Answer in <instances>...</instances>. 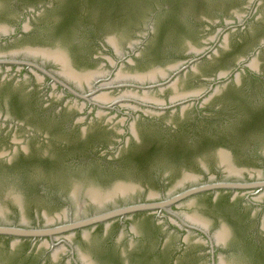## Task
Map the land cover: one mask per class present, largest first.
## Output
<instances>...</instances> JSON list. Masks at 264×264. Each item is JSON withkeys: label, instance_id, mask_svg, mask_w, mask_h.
I'll use <instances>...</instances> for the list:
<instances>
[{"label": "flooded vegetation", "instance_id": "af4514ba", "mask_svg": "<svg viewBox=\"0 0 264 264\" xmlns=\"http://www.w3.org/2000/svg\"><path fill=\"white\" fill-rule=\"evenodd\" d=\"M183 2L184 0H47L36 6V10L37 15H39L38 18L47 14L56 16L52 29L47 28V30L41 31L35 27L26 29L20 26L13 33V36L7 37V30L0 27V49L8 48L9 44L15 40L22 41L26 30H30L32 35L37 38L41 34L48 37L58 33L67 39L65 42L68 45L66 49L57 46L22 47L7 54H0V61L20 62V64H0V76H2L0 79V105L4 109H9L10 104L15 108L16 115H19V117L14 115L13 118L7 117L0 120L5 123L15 121L13 124L18 127H25L23 119L25 114L32 116L35 121L43 123H48L55 118L56 121H61L63 126L66 120L75 127L83 120L87 126L84 129H79L78 135L82 138L89 136L90 142L95 144L97 153L112 157L109 161L115 163L119 168H131L134 163L138 162L145 171H147L146 169L151 171L154 160L162 154L177 157L180 161L188 160L196 167L197 172L194 173L188 170L180 171V179L176 181L173 188L170 186L177 175L174 177V174H163V172L153 170L150 175L151 179L168 192H166V197L160 198L156 192H150L149 197L143 201L126 203L109 210L135 204H162L183 191L217 182L243 184L264 182V178L255 180L251 176L252 174H260V170L239 168L233 151L219 148L209 154L208 159L201 160L197 156V152L203 148H208L214 142L216 143L215 137L201 133L197 137L198 139L192 140L188 138L184 127L179 129L169 127L168 124L161 121L167 114L175 116L182 113L186 106L201 105L202 96L205 94H207L206 97L211 96V98L221 96L229 88L234 89L233 94L238 99L237 106H235L236 117L233 119L234 125L238 128H242L247 123L249 113L264 108V104L246 105L243 101L240 81L236 82L233 78L222 81L216 78L211 84V93L209 90L181 94L175 90V88L178 90L177 81L184 73V70L180 71L182 67H191L198 61L216 59L221 52L228 53L227 66L236 65L233 73L246 70L251 74L253 81L263 82L257 73L249 72L245 68L242 69L241 59L239 63H236L237 57L240 56L239 52L247 50L245 54H242L254 56L264 49V40L249 44L250 33L247 24L240 20L242 17L240 12L228 10L227 18L230 20L222 21L223 29L219 32L214 44L216 48L206 52L205 48L198 47L200 44H206V41L203 40V32L206 29L203 30L200 27L202 24L211 27L212 21L197 19L189 23L185 19V14H188L189 11L193 13L200 5L209 6V0H189V2L185 0L188 3L186 6ZM238 2L240 5L245 2L240 9H246L251 3L249 0ZM263 20L262 15L253 17L255 24H262ZM82 25L89 31L85 42L74 39V33H77ZM113 25H121L125 33L123 39L117 35H109V30ZM181 31L187 32L192 37L199 39L200 42L198 41L196 45L191 43L185 45L176 36V33ZM237 32L240 33L233 37L231 46L227 43L225 46L220 44L224 43L222 38L225 35L226 40L228 39L230 43V36H234ZM58 48L63 53L55 52ZM169 50L176 52L175 58L180 62L170 67H158L145 73H122L125 68L137 66L144 63L146 59L153 58L158 61V64H164L168 59ZM198 50L201 53L197 54L196 51ZM234 50L239 52L236 53ZM57 55L60 58H57ZM66 56L71 59L72 65L77 71L92 73L84 75L75 73L70 69ZM195 58L198 61L191 64L190 62ZM28 63L33 66H29ZM98 63L103 64V66L97 71L82 69ZM104 67L108 68V71H103ZM38 68L44 69L48 74L84 95L92 92L93 84L97 80L105 83V85L114 84L115 86L95 93L91 99L98 106H94L74 96L64 86ZM62 69L64 75L72 81L61 74ZM176 72L178 73L176 74ZM232 72L225 74L220 72V75L231 76ZM173 80L176 81L170 86L169 84ZM154 83H164V86L148 88ZM171 87L174 88L175 93L168 102L159 101L155 98L151 99L147 94L152 90L165 91ZM123 89L136 92L127 93L132 98L125 100L121 98L109 99V96L104 93H115ZM56 91L61 92L65 99L75 98L84 102L85 106L93 112L98 110V114H100L98 116H103L106 113L114 114L113 119L122 116L125 120L134 119L131 131L126 135H121L108 127L109 122L101 124L100 118L102 117L96 116L93 112L86 113L85 119L79 120L83 113L82 108L77 110L74 106H70V102L57 101L58 99L51 95ZM99 93L102 94L99 95ZM5 95L9 98L6 99ZM6 100L8 101L5 102ZM173 105L176 107L169 108ZM238 109L240 111H237ZM94 122H97L98 125L96 124L94 131L90 132L89 125ZM139 126H142V130L139 129ZM28 134L36 141L35 149L38 151L52 140L51 134L47 136L46 132L29 130L28 128ZM111 144L112 146L115 145L114 149L110 146ZM228 152L232 155L234 165L230 162ZM14 153L15 156L20 155L26 158L31 155L26 148H18ZM42 153L41 157L44 159L52 157L49 151ZM150 153L153 155L147 160H138L139 156ZM7 156L8 154L1 153L0 160L5 166L12 167L14 159H6ZM244 156L251 160L248 167L261 168L264 166V151L251 153V155L245 153ZM154 168L157 169V167ZM204 177L207 178V182L192 183L187 188L180 189V192H176L186 181H199ZM144 189L145 191L148 190L147 187ZM136 190H141V188L137 185L125 184L119 186L115 193L118 194V197L122 196L126 200ZM263 193L264 187L205 191L183 199L166 209L157 207L89 227L87 228L90 229L88 233L87 229L76 230L68 233L73 234L71 238L66 237L65 234L45 238H18L0 235V264H64L65 262L58 258L63 248L68 249L67 257L70 259V264H80L78 253L72 244L87 246L91 238L98 234L105 238L99 251L112 264H130L129 257L131 255L142 264H207L204 263L205 260L209 261L210 264H219L220 255L227 254L233 247L244 250L255 264H264V197H259ZM125 195L127 197L124 198ZM86 196L94 203L100 204L99 206H104L108 201L118 198L111 199L112 196L107 195L102 201L99 200L101 201L99 203L89 197L88 194ZM24 200L25 198H23ZM23 201L17 202L19 206H23ZM200 202L202 203L200 204ZM199 206L202 210L205 208L214 212L216 217L212 218L200 211ZM194 209L197 211L189 214L190 210ZM109 210H102L99 213ZM62 216H64L63 213L52 218L46 216L48 224L36 225L35 227L6 223L0 219V226L24 229L53 228L58 225H54L52 222L55 218L60 219ZM136 217L143 219L147 229L146 236L157 241L154 247L147 244L141 248L139 243L144 239L143 235L141 236L136 228L129 229L130 223ZM67 222L69 220H65L62 224ZM112 226L122 229L119 238L108 237ZM126 229L130 233L128 241L125 240L124 231ZM85 231L86 233H84ZM208 236L213 241L214 254H212L211 241ZM193 237L198 240H193ZM85 258L90 261V264H96L92 257L85 256Z\"/></svg>", "mask_w": 264, "mask_h": 264}, {"label": "rangeland", "instance_id": "374dc122", "mask_svg": "<svg viewBox=\"0 0 264 264\" xmlns=\"http://www.w3.org/2000/svg\"><path fill=\"white\" fill-rule=\"evenodd\" d=\"M46 1L47 0H0V27L7 30V37L13 36V33H15L20 26L26 29L35 27L41 29V31H45L47 28L52 29L56 21V16L47 14L46 16L38 18L39 15H37L36 6ZM186 1L189 2V0ZM238 1L241 0H209V6L203 7V5H200L193 13L189 11L188 14H185V19L189 23L197 19H208L212 21L211 27H206L204 24L200 27V29H206L203 32V40L206 41V44L198 45L199 48H205L206 52L216 48L214 44L219 32L223 29L222 21L230 20L227 16L231 10H238L242 15L240 19L241 22L247 24L250 33L249 44L264 40V20L262 24H255L253 21L254 16L262 15L264 17V0H249L251 3H249L246 9H240L241 5H244L245 2L240 5ZM183 4L186 6L188 3L184 0ZM81 28L77 33H74L75 37H73L75 40L78 39L81 42H85V40L87 41V34L89 31L83 25ZM109 32V35H117L120 39H123L122 37L125 36L121 25L111 26ZM239 33L240 32H237L234 36H230V43L228 39L226 40L225 35L222 38L224 43L220 44L223 46H225V43L230 45L233 37ZM176 36H178V40L185 45L186 43L196 45L198 41L200 42L199 39L192 37V35L184 31L176 33ZM65 41H67V39L58 33L48 37H44L43 34H41L40 37L37 38L32 35L30 30H26L22 41L15 40L13 43L9 44L8 48L0 49V54H7L22 47L57 46L66 49L68 45H66ZM137 42L139 41L137 40ZM234 51H236V53L239 52L238 50ZM245 51L247 50L239 52L240 56L237 57L236 63H239L241 59L240 65L242 69L244 70L245 68L249 70V72L257 73L263 79V82L253 81L251 74L246 70L233 73L232 71L235 69L236 65L233 67L232 65L227 66L228 53L221 52L216 59L198 61L191 65V67H187L183 71V76L179 77L177 81L178 90L176 88L175 90L179 91L181 94L192 91L205 92L211 89V84L216 78L220 81L233 78L236 82L238 80L240 81V89L243 92V101L246 105L264 104V49L254 56L244 55ZM168 54V59L164 64H158V61H155L153 58L146 59L144 63L125 68L122 73H145L158 67H170L180 62L175 58V51L171 52V50H169ZM102 66L103 64L98 63L92 67L82 69L97 71ZM102 70L108 71V68L104 67ZM220 72L223 74L232 72V74L231 76H222ZM61 74L66 79H69L64 75L63 69ZM1 77L2 76H0V79ZM69 80L72 81L71 79ZM175 81L176 80H173L169 85L171 86ZM175 90L171 87L165 91L152 90L147 94L151 99L155 98L159 101L168 102L174 96ZM233 90V88H229L223 95L213 96L212 98L211 96L206 97L207 94L204 95L202 93L204 96H202L201 100L203 101L201 105L186 106L182 113L175 116L167 114L161 121L168 124L169 127L178 129L184 127L188 134V138L192 140H195L201 133H206L215 137L217 142H214V144H212L213 146L211 145L197 152V156L200 157L201 160L205 158L208 159L209 154H212L214 150L216 151V149L219 148L233 151L239 168L258 169L261 173L258 175L252 174L251 176L255 180L258 178L263 179L264 166L261 168L248 167L250 166L251 160L247 159L244 154L251 155V153L264 151V128L243 131L242 128H238V126L234 125L233 119L236 117L235 106H237L238 99L235 94H233ZM130 91L132 90L123 89L115 93H104L109 96V99L121 98L125 100L132 98L127 95ZM209 92L211 93V90ZM100 94L102 93H99V95ZM51 95L55 96L59 102H70V106H74L77 110H81L82 108L83 113L79 117V120L85 119L86 113L93 112L89 107L87 108L82 101H78L75 98H63V94L59 91L51 93ZM142 95L141 93V96ZM5 96L6 99L9 98V96ZM7 101L8 100L5 102ZM105 101L106 100H103L102 102ZM8 107L9 109H4V107L0 105V119L7 117L13 118V116L16 115L15 108L10 104ZM237 111L240 110L238 109ZM93 113L96 116L100 115L98 114V110H95ZM16 116L19 117V115ZM98 117H102L100 118L101 124L109 122L108 127L121 135H126V133L131 131L134 124V119L125 120L123 116L113 119L114 114L105 113L103 116L101 115ZM23 119L25 127H18L13 124L15 121L5 123L3 120H0V154L6 153L8 154L6 159H14L12 167L5 166L0 160V219L6 223L22 224L29 227H35L36 225L42 226L48 224L46 216L52 218L57 214L64 213V216L60 219L55 218L52 222L54 225H59L64 223L65 220L86 218L96 215L102 210H109L126 203L143 201L149 197L150 192H156L160 198L166 197L168 192L164 191L161 186H158L151 179L150 175L153 170L156 172H163V174H174V177L176 175L178 176L174 178L170 188H173L176 181L180 179V171L188 170L193 173L197 172L196 167H194L192 163H189L188 160L180 161L177 157L175 158L165 154L156 157L151 171H149V169L145 171L142 168L143 166L138 162L134 163L131 168H119L115 163L109 161L112 157L97 153L95 144L90 142L89 136L82 138L78 135L77 132L79 129H84L87 126V123L83 120H81V123L76 124L77 126L75 127L68 120L65 121V125L63 126L61 121H56L57 119L55 118L51 119L48 123H43L35 121L32 116L25 114L23 115ZM122 120L123 122H120ZM96 124L97 122H94L89 125L90 132L94 131ZM28 128L29 130L33 129L39 132H46L47 136L51 134L52 140H50L43 149L38 151L35 149V145H37L36 141L28 136ZM139 129L142 130V126H139ZM110 146L113 149L115 148V145L112 146L111 144ZM18 148L28 149L31 155L27 158L20 155L15 156L14 152H16ZM47 151H49V154H52V157L49 159L42 158L41 153ZM154 167H157V169ZM244 177L246 178V176ZM119 182H123L127 185H137L141 190L134 191L126 200L123 199L122 196H119L113 201H108L104 206H99L88 200L84 202V197L88 190L96 188L107 191ZM197 182H207V178H201L199 181H186L176 192H180V189L187 188L192 183ZM75 186L80 187L81 192V197L77 200L72 196V191ZM144 187H147L148 190L145 191ZM9 191H16L18 194L23 193L25 198L23 206H19L12 198H7V193ZM259 197H264V193ZM201 203L202 202H200V204ZM199 210L210 215L212 218L216 217L214 212H210L205 208L202 210L199 206ZM195 211L197 210H190L189 214ZM129 227V229L136 228L141 236L143 235L144 239L142 238V242L139 243L141 244V248L145 247L147 244L153 247L157 244L156 240L150 238V236H146L147 229L142 218H133ZM86 231L88 233L90 229ZM86 231L84 233H86ZM121 232V228L112 226L108 237H113V239L119 238L122 234ZM124 234L126 235L125 240L128 241L130 239L129 230L126 229ZM65 236L71 238L73 234L67 233ZM104 239L105 238H103L101 234H98L91 238L87 246L72 244L73 248L76 249L78 253L80 264H90V261H88L85 256L92 257V260L95 261L96 264H112L107 261L99 251L100 245ZM193 240L197 241L198 239L193 237ZM68 254V249L63 248L58 257L59 260L64 261V264H70V259L67 257ZM129 261L130 264H142L137 262L132 255L129 257ZM146 262H148V260H146ZM204 263L210 264L209 261L206 260ZM219 264L255 263L251 261L244 250L233 247L227 254L220 255Z\"/></svg>", "mask_w": 264, "mask_h": 264}, {"label": "water", "instance_id": "95a60500", "mask_svg": "<svg viewBox=\"0 0 264 264\" xmlns=\"http://www.w3.org/2000/svg\"><path fill=\"white\" fill-rule=\"evenodd\" d=\"M55 52H62V50H60L58 48V49H56ZM196 53L199 54V53H201V51L198 50V51H196ZM67 59H68V63H69L70 68L75 73L80 74V75H84V74H87V73H92V72L77 71L73 67L71 59L69 57H67ZM196 61H198L197 58H195L190 63L192 64V63H194ZM1 63L2 64H6V63L20 64V62H17V61H13V62L0 61V64ZM28 65L29 66H33L32 64H29V63H28ZM187 67L188 66L182 67L180 69V71L185 70ZM38 69H40L42 72L48 74L44 69H42V68H38ZM178 72H176V74ZM48 75L53 80H55L57 83H59L60 85L64 86L74 96H76L77 98L83 99L84 101H87L90 105H94V106H98V104L95 103L94 101H92V99H91V97L95 93H97V92H99L101 90H104V89L113 88L115 86L114 84L105 85V83H101L100 80H97L93 84L92 92L87 94V95H84V94H80V93L76 92L74 89H72L71 87L67 86L65 83H63L62 81L56 79L52 75H50V74H48ZM163 86H164V83H154L151 86H149L148 88L153 89L155 87H163ZM119 87H122V86H119ZM173 107H176V105H173V106H171L169 108H173ZM228 156L230 157V162L233 164L232 155H231L230 152H228ZM121 185H125V184L123 182L116 183L110 190H107V191L99 190V189H96V188H92V189L99 190L101 193L106 194V195H111L112 196L111 199H113V198L118 197V194H116L115 191ZM263 187H264V182L251 183V184H243V183H235V182H217V183H214V184H206V185H202V186H199V187H194V188L188 189L186 191H183L182 193L174 196L171 200L166 201L165 203H162V204H158V205H150V204L129 205V206L120 207V208H117V209H112V210H109V211H105V212H102V213H99V214H96V215H93V216H90V217H86V218H80V219H75V220L74 219H70L69 222H67L65 224H62V225H58V226L53 227V228L24 229V228H17V227L0 226V235H7V236H12V237H18V238H45V237H53L55 235H64V234H67V233L74 232L76 230H84V229H87L89 227H93V226L98 225V224L106 223V222H109V221H111L113 219H116V218H124V217H126V216H128L130 214H134L136 212L151 210V209H154V208H157V207L162 208V209H166L167 207H169V206H171L173 204H176L177 202H179V201H181L183 199H186L188 197L194 196L196 194H199V193H202V192H205V191L227 190V189L242 190V189H256V188H263ZM72 196L76 200L81 197L80 187H78V186L74 187V189L72 191ZM123 197L125 198V197H127V195H125ZM7 198L8 199L12 198L16 202H22L24 196H23V193H19L18 194V192H16V191H9L7 193ZM86 200L92 201L90 198L85 196L84 197V202H86ZM98 205H100V204H98ZM209 239L211 241V251H212V254H214V252H215L214 244H213V241L211 240L210 237H209Z\"/></svg>", "mask_w": 264, "mask_h": 264}, {"label": "trees", "instance_id": "16d2710c", "mask_svg": "<svg viewBox=\"0 0 264 264\" xmlns=\"http://www.w3.org/2000/svg\"><path fill=\"white\" fill-rule=\"evenodd\" d=\"M68 20V17H67ZM264 128V108H260L258 109L256 112H251L249 113V118L247 123L242 127L243 131H247L248 129H260V128ZM153 153L150 154H145L143 156H139L138 160L142 161V160H147V158H149L150 156H152Z\"/></svg>", "mask_w": 264, "mask_h": 264}, {"label": "bare ground", "instance_id": "6f19581e", "mask_svg": "<svg viewBox=\"0 0 264 264\" xmlns=\"http://www.w3.org/2000/svg\"><path fill=\"white\" fill-rule=\"evenodd\" d=\"M57 58H60L59 57V55H57L56 56ZM56 58V59H57ZM62 58V57H61ZM68 60V59H67ZM71 69V68H70ZM226 154V153H225ZM229 157V156H228ZM230 158V157H229ZM88 196L89 197H91V198H93V199H96V202H101L103 199H105L106 198V194H103V193H101L99 190H94V189H91L90 191L88 190ZM98 199V200H97ZM99 200H101V201H99Z\"/></svg>", "mask_w": 264, "mask_h": 264}]
</instances>
